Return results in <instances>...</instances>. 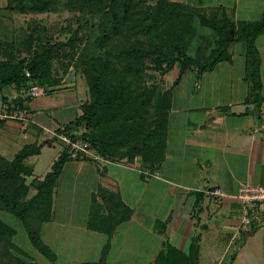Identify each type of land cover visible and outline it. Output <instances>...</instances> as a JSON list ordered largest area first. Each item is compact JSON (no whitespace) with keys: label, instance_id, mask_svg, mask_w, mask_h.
<instances>
[{"label":"trees","instance_id":"obj_1","mask_svg":"<svg viewBox=\"0 0 264 264\" xmlns=\"http://www.w3.org/2000/svg\"><path fill=\"white\" fill-rule=\"evenodd\" d=\"M5 9L19 14L65 10L75 20L77 27L64 42L51 43L38 34L1 45L0 91L13 87L21 95L32 86L56 88L62 78L55 74L54 62L67 61L66 67L73 65L82 72L88 96L80 105V115L63 130L73 141L89 142L108 161L139 159L142 168L157 171L165 157L174 88L189 72L199 76L230 62V48L237 44L243 47V80L249 86L246 102L260 105L263 101L255 42L264 35V18L235 20L224 6H203L202 0L196 5L185 0H6ZM195 23L212 34L198 31ZM10 47L12 52L2 59L1 53ZM24 51L27 55H22ZM174 68L176 77L167 86L164 77ZM26 100L30 101L19 98L18 102ZM52 142L25 145L10 161L0 156V211L20 220L31 246L54 262L56 255L43 243L41 227L52 220L53 192L71 159L64 149L42 180L29 182L33 169L24 165ZM95 196L109 216L107 228L98 230L111 236L132 211L103 188ZM195 197L193 210L198 213L201 195ZM15 236L16 231L0 220V264H38L18 257L23 254L13 242ZM198 241L193 237L187 252L165 244L153 264H198ZM103 249L108 251L109 245Z\"/></svg>","mask_w":264,"mask_h":264},{"label":"crops","instance_id":"obj_2","mask_svg":"<svg viewBox=\"0 0 264 264\" xmlns=\"http://www.w3.org/2000/svg\"><path fill=\"white\" fill-rule=\"evenodd\" d=\"M243 6L240 8L245 14L258 8L249 3ZM5 7L6 3L0 6V48L4 44L1 36L10 33L5 22L11 18ZM228 13H233L235 20L239 14L236 6ZM240 52L238 57L242 72L235 79L234 87L229 81L231 87L220 91L218 86L212 89L210 84L208 88L204 80L201 83L190 78L189 84L193 85L189 89L178 90L187 81L188 74L174 88L165 157L157 171L142 168L139 159L131 163L107 160L103 165L88 160H70L63 166L57 183L63 181L68 171V203L65 204L54 190L50 222H59L65 214L69 221L64 225L69 227L83 212L82 229L91 233V239L100 241L98 248L110 238L111 246L104 262L95 260L88 264H114L115 261L125 264L127 261L122 258H126V254L120 256L121 260L115 259L120 258L117 253H124L116 252L113 247L117 238L122 241V246L132 239L128 255L135 257L134 264H147L141 258L154 253L157 255L165 244L187 252L195 236L199 240L198 264H264V228L251 232L241 229L240 204L236 199L241 184L264 185V65L262 61L263 101L260 105L247 103L249 86L243 80L245 63ZM7 53L10 51L1 53L2 59ZM231 54L230 62L219 63L218 66L232 71L236 57ZM216 73L217 70L214 75ZM76 88L73 89L76 91ZM44 93L45 96L28 102L29 122L0 121V156L3 158L8 154L14 158L25 145L48 140L44 130L63 128L80 115V105L85 98L77 99L71 88L64 89L59 85L48 88ZM16 94L19 93L13 87L1 90L0 108L3 102ZM80 132H72V135ZM55 144L52 142L47 146ZM60 147L61 154L63 147ZM33 157L37 156L29 158ZM100 188L116 191L124 205L131 209L127 231L118 228V234L114 231L109 237L88 228L91 201ZM213 188L220 189L225 195L220 204L214 203L207 193ZM197 193L201 195L198 213L193 210ZM80 199L84 204L79 203ZM164 200L169 202L166 204ZM133 230L138 233L136 240L133 239Z\"/></svg>","mask_w":264,"mask_h":264},{"label":"rangeland","instance_id":"obj_3","mask_svg":"<svg viewBox=\"0 0 264 264\" xmlns=\"http://www.w3.org/2000/svg\"><path fill=\"white\" fill-rule=\"evenodd\" d=\"M185 1L191 3V5H196V3H198V0H185ZM5 3L6 0H0V6L5 5ZM245 3L252 4L253 7L258 6V8L252 9L250 14L249 13L245 14L244 11L241 10L243 4ZM202 5L204 6L222 5L227 8V12L231 11L232 8L236 6L239 12L238 16L236 17V20L258 21L264 18V2L260 0L259 1L203 0ZM6 11L10 13L9 16L11 18V20L8 19V22H5V25L10 29V33L8 32V34L1 36L2 43H11L12 40H15V42L16 41L21 42V40H26L27 37L29 36H36L38 34H41V36H43L45 40L50 41L51 43L64 42L71 36V32L77 27V23L75 22V20L71 18L69 13L65 10L51 11L49 13H44V14H19L16 12H11L9 10ZM195 26L200 32H204L208 35L212 34L210 29L201 28L197 23H195ZM69 28L70 30L68 31ZM202 36L207 37L206 35H202ZM204 43L206 44V41H204ZM255 44L261 58V64L263 61V65H264V35L259 36ZM82 45H80V48L82 47ZM6 47L7 46H4V48ZM242 48L243 47L241 44L230 48V53H234V56L236 57L235 65L233 66L232 71H229L225 67H219L217 65L212 72L203 73L199 76L196 73L189 72L183 76L185 77L186 75L189 74L186 77L187 81L183 82L182 85L178 87V90L189 89L193 85V84L192 85L189 84L188 80L190 78H193V80H199L201 83H203L202 80H204V83L207 85L208 88L210 84H212L211 85L212 89L218 86L220 91L229 89L231 87L229 81L233 82V87H234L235 79L238 78L240 73L242 72V68L240 67L241 61L238 57L240 50L243 52ZM6 50H7L6 52H8V50L12 52L13 47H10V49L7 48ZM22 55H27V54L24 51ZM66 66H67V61L64 60H56L54 62V72L55 74H57L58 77L62 78L60 82V86L64 89L71 88L72 92L74 91L75 93L74 96L77 97V99L79 98L86 99V97L88 96L87 87L82 72L80 70L76 72L73 68V65L69 67ZM215 70H217L216 75H214ZM260 72H261V66H260ZM176 74H177V70L176 68H174L172 72L166 75V78L164 79L167 86L171 85L173 79L176 77ZM222 75H226L228 77H223ZM211 76H215L214 77L215 79ZM158 77L159 76L156 75V79H158ZM212 78L214 79V81ZM260 78H261V74H260ZM74 87H77L76 91L75 89H73ZM39 91H40V96H45L44 95L45 89L39 87ZM60 151H61V147L59 143L58 144L56 143L51 147L45 146L39 156L27 159L25 162L26 165H28L33 169V176L30 179L33 178L39 180L43 179L44 176L50 171L52 163L58 157ZM5 158L10 161L13 159V155L8 154V156H6ZM67 172L68 171L65 172L64 175L65 177L63 178V181L61 182L59 181L58 183H56L54 189L55 192L56 191L58 192V196L61 197V200L65 204L68 203L67 200L68 193H66V191L69 190L68 180L66 175L69 173ZM106 191L115 195V198L120 197L116 191L115 192L111 190H106ZM168 202H169L168 200H164V203L167 204ZM79 203L82 204L83 200L80 199ZM61 204L62 206L64 205L63 203ZM90 207L91 208L88 213L89 223L87 225H91L93 227V229H90L91 231H95L99 233L100 230H98V228L99 229L107 228L105 221L109 219L108 210L101 201L99 196H95V200L92 199ZM81 214H83V212H80L79 216H77L74 219L75 222L74 221L73 222L75 224H71V226L69 227L68 225H64L67 224L69 221V217L66 216L65 214L64 215L62 214L63 217L59 219V222H57L58 221L57 220L55 221V223L48 222L42 225L41 239L45 245L47 246L49 245L48 247L56 255L54 261L55 264H84V263L88 264L95 260H97V262L99 261V263H103L104 260L107 258L109 254V250L104 251L103 248L106 245H109V249H110L111 246L110 238L109 239L107 238L108 240H105L103 242V246H102L103 248L101 246L100 248H98L97 245L100 241L97 239H91V235H90L91 233L82 229L83 219ZM113 217L115 218L114 215L113 216L111 215L110 219H113ZM0 220H2L5 224L9 225L16 231V236L14 237L13 242L21 250V253L23 254V256L18 255L20 259L30 260L38 264L41 263L52 264L51 261L43 257L38 251H36L31 246L20 220H18L17 218H15L6 211H0ZM129 220L117 225L114 231L117 232L118 228H121L120 229L121 231L125 228L127 231V229L130 228L129 224L131 221L129 222ZM111 223L112 220L108 222V226ZM100 233H104V232H100ZM116 234H118V232ZM137 234L138 233L133 230L134 240H136ZM141 235L142 234H140V236ZM118 240L119 238H117V241L115 242L113 247L116 250V252H118L117 250H119V252L123 251L124 253L121 254L117 253L116 256L120 257L126 254L127 255L126 258H124V256L122 258L127 261L125 264H134L133 259L135 257L128 255L130 251L129 246L133 243V240L130 239L126 246H122V241L121 240L118 241ZM146 256L149 257H143L141 258V260L147 262V264L149 262H151L150 264H153L156 254L154 253L153 256L151 254ZM115 259L121 260V257ZM117 263L118 261H115L114 264Z\"/></svg>","mask_w":264,"mask_h":264},{"label":"built area","instance_id":"obj_4","mask_svg":"<svg viewBox=\"0 0 264 264\" xmlns=\"http://www.w3.org/2000/svg\"><path fill=\"white\" fill-rule=\"evenodd\" d=\"M40 96L38 86H32L24 94H16L1 104L0 121H12L17 123H27L30 120V111L28 102H18V99L29 100ZM44 136L48 140L59 143L63 150L67 151L71 160H88L93 163L105 164L107 160L101 157L98 152L87 141H73L67 135L63 128L55 131L44 130ZM208 195L216 204H220L225 197L218 188L209 190ZM236 199L240 204L241 220L240 226L243 231L251 232L264 228V185L251 186L249 184H241L236 195Z\"/></svg>","mask_w":264,"mask_h":264}]
</instances>
